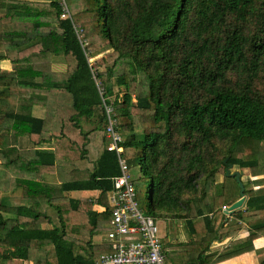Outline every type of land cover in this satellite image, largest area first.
<instances>
[{
    "label": "trees",
    "instance_id": "16d2710c",
    "mask_svg": "<svg viewBox=\"0 0 264 264\" xmlns=\"http://www.w3.org/2000/svg\"><path fill=\"white\" fill-rule=\"evenodd\" d=\"M41 1L0 0V193L19 188L21 194L16 203L0 195V264L29 261L32 243L49 244L55 257L36 264H96L112 250L110 242L93 236L111 217L107 193L120 174L117 155L104 146L97 157L89 156L80 146L91 131L81 120L101 108L93 73L106 103L114 105L118 131L127 134L121 155L129 168L138 167L132 180L136 200L141 182L149 180L140 209L154 220H185L189 244L169 253L162 240L166 264H213L249 249L257 231H264V184L242 174L244 207L228 221L216 213L240 196L235 178L225 176L227 164L237 171L256 167L264 143V0H86L81 11L63 18L62 0ZM75 19L87 45L93 37L104 45L93 52L86 47L89 56L110 50L114 62L125 65L116 83L112 68L97 72L96 59L88 62L73 30ZM8 48L21 52L11 60L4 54ZM52 53L65 55L69 72L52 68ZM13 84L21 86L15 92L26 91L12 96ZM114 84L124 88L120 99L112 98ZM32 92L46 100L52 92L63 100L68 96L72 105H26ZM33 104L47 107L45 117L32 114ZM133 108L147 113L139 125ZM25 137L32 148L21 147ZM43 143L54 148H36ZM46 174L56 180L47 181ZM251 182L256 188L247 189ZM44 205L57 210L58 225L42 227L40 219H48ZM71 222L83 228L74 226L81 233L77 242L68 231ZM239 222L254 223L247 238L211 251L227 225Z\"/></svg>",
    "mask_w": 264,
    "mask_h": 264
},
{
    "label": "built area",
    "instance_id": "2783aa9c",
    "mask_svg": "<svg viewBox=\"0 0 264 264\" xmlns=\"http://www.w3.org/2000/svg\"><path fill=\"white\" fill-rule=\"evenodd\" d=\"M60 5L61 18L67 17L69 11L65 1L62 0ZM73 30L84 48L87 42L82 38L80 25L73 24ZM91 60L88 58V62ZM95 74H92L93 80L102 99L104 132L108 140L106 149L116 153L120 170V174L112 178L113 189L107 193L111 216L107 238L112 250L101 254L96 264H166L158 226L138 206L129 166L121 155L123 139L118 131L114 108L106 103L105 88Z\"/></svg>",
    "mask_w": 264,
    "mask_h": 264
},
{
    "label": "rangeland",
    "instance_id": "374dc122",
    "mask_svg": "<svg viewBox=\"0 0 264 264\" xmlns=\"http://www.w3.org/2000/svg\"><path fill=\"white\" fill-rule=\"evenodd\" d=\"M38 1L40 2L39 5H41L43 3V1H41V0H38ZM35 2H37V1H35ZM65 3L67 5L69 13H73V14L75 13V11H81L82 10V5H86L87 4L86 0H79V1L78 0H65ZM2 15H3V10H0L1 25H3L5 27V20H4V18H2ZM46 18H51V15H47ZM75 23L81 25V22L78 21L77 19H75ZM83 39H85L84 32H83ZM90 41H91V44L88 41V45L86 47L88 49H90L91 52H93L94 49H97V50L105 49L103 43L101 42V39L99 40L97 37H93L92 39H90ZM109 51L110 50H104V51L99 53L94 58V59H96L95 63H94V67H95L97 72H100V71L104 72L105 69L112 68L113 77L111 78V81L116 83L115 82L116 76L121 74L126 68H125V65L121 64L120 62L115 63L114 62L115 61V59H114V57H115L114 55L115 54L114 53L109 54ZM4 52H5L4 54H7L10 57V59L13 60L12 58H14L16 56L14 54L20 53L21 51L16 50V49H9L8 48ZM36 55L37 54H35V53L33 55H28V59L30 60L29 62H32ZM50 63H51L52 68L55 71H58V72H61V73H63V72L66 73L67 71L68 72L70 71V70H68L69 62H68V60L66 59V57H65V55L63 53H58V54L52 53L50 55ZM16 67H18V66H16ZM104 77H105V75H104ZM52 80H56V79H52ZM45 83L48 85L51 82H45ZM19 87H21V86H17V85L15 86L14 84L12 85V88H10V90H11L10 92H11L12 96L15 93V96L19 97V94H23V92L26 91V90H22V91H18V93L15 92ZM29 90L30 91H34L31 88H29ZM123 91H124V88H122L121 85L114 84L113 85V93L114 94H113L112 98L114 97L115 94H117V96L120 99L122 94H123ZM109 99H110V101H113V99H111V98H109ZM61 101H63V103L66 106H68V107H70L72 105L71 104L72 103L71 98L68 97V96H66L64 98V100L62 99ZM133 102H136L135 98H133ZM108 104L110 106H112V107L114 106L112 104V102H108ZM131 113H132V115L134 117V122L137 121L138 125L140 124L143 116L147 118V113L146 112L138 110L136 108L131 109ZM99 116H102V110L98 107L95 110V117H94L95 120H91L90 121V123H91L90 125H86L84 121H81L82 126L86 127V129H88V128L93 127L94 125H97ZM102 127H103V130H104V122H103ZM119 132H120V135H121L122 139L124 140V138L127 135L126 132L120 131V129H119ZM92 137L94 139H98V140L100 139V141H102V138H101L99 130L93 131ZM248 153H249V151L247 150L242 155L243 156H247ZM256 159H257L256 167L247 168V169H243V170L240 169L241 171L240 170H238V171H240L244 175V180L248 179V181H251V180L255 179V176H252V175H256V176L260 175L258 178H256V183L264 184V143H262V144H260L258 146L257 151H256ZM232 169H233V167L231 168V171H232ZM129 171H130L131 179H134L136 177V175L139 173L137 166L129 168ZM219 177L221 178L220 175H219ZM250 177H252L251 180H250ZM46 179H47V181H55L56 180L54 175H50ZM232 183L234 184L235 182H232ZM243 183L246 184L245 181ZM250 185H251V187L256 188V186H254V183L251 182ZM148 186H149V180H148V178H146V179H144L141 182V187L139 189V193H138V196H137V203H138L139 208H143L144 203L147 201ZM18 189L14 190V191L1 192L0 195H9L10 197L3 198V199L8 201L9 203H16V202L21 201L20 200L21 194L19 195V190ZM72 195H74V194H72ZM43 207H44V209L46 211L45 212L46 216L48 217V219L49 218L50 219L48 220L47 218H41L40 222L42 224V227H47L49 225H58V213H57V210H55L51 206L47 207V206L44 205ZM218 208H220V206H218ZM223 214H224V211L223 212H221V210L217 211V213H216L217 218L222 217ZM172 219L173 218H171L169 220L163 219V218L155 219V222H156V224L158 226V234L162 237V240H163V236H165V237L169 236L171 238L174 237V235H173L174 228L176 226H178V224H177V221H172ZM174 220H179V219H174ZM72 223L73 222L69 223L68 231L72 230L71 234L74 235V241L77 242V240L75 238L78 237L81 233H77L73 229L76 227L78 231H82L83 228L81 229L78 226V222H74V225ZM107 230H108V224L102 225V228L98 229V233L94 234L93 240L94 241L98 240L99 243L107 244V242H109V240L107 238V232H108ZM202 230H203V228L200 230V232ZM200 234H198V236ZM85 236H86V234H85ZM81 244H82L81 247H85L86 246L85 243H84V240H81ZM213 245H216L215 242L213 243ZM77 251L83 252V250H81V249H78ZM36 260H40L41 262L43 260L44 261L48 260L50 262H54L55 257H54V253H53V248L49 244H45V243H37V244H33L32 243V249H31V252H30V260L29 261H25V262H27V263L32 262V264H36ZM25 262H22V261H20L18 259H15V260H11V261H6L4 264H25Z\"/></svg>",
    "mask_w": 264,
    "mask_h": 264
},
{
    "label": "crops",
    "instance_id": "0c3cea01",
    "mask_svg": "<svg viewBox=\"0 0 264 264\" xmlns=\"http://www.w3.org/2000/svg\"><path fill=\"white\" fill-rule=\"evenodd\" d=\"M46 86H48V85H46ZM25 99H26V105H31L30 101L37 100V101L43 102L49 108H50L51 104L57 105L62 100V98H57V95H55L54 92L50 93V96L47 98V100L45 99V95L42 93H39V92H32V97H30L29 95H26ZM46 106L43 107L42 104H33L30 107V110H31L32 114L35 115L36 117L43 118V117H45V112L47 111ZM94 117H95V112L91 118L87 119V118L82 117L83 119L81 121H84L86 125H90L91 124L90 121L95 120ZM99 121L103 125V122H104L103 121V114H102V116H99L98 123H99ZM82 127L84 130H86V127H84V126H82ZM88 129L91 131H89V134L87 136V139L85 140L84 145H83V141H82L80 143V146H82L84 148V150L87 151L89 156L91 155V156L97 157L100 154L102 148L104 146L106 147L107 143H103V140L107 139V138L105 136L103 127L99 126V124L94 125L93 127L88 128ZM95 130L100 131L102 141H100V139L98 140V139H94L92 137L93 131H95ZM68 134H70L69 135L70 137L76 138L75 135L77 133L70 131ZM20 140H22V144H23L21 146L22 148H26V149L32 148V142L28 137L21 138ZM52 145H53L52 143H43V144H40L39 146H37L36 148L37 149H43V148L50 147L53 149L54 147ZM55 163H58V162L55 161ZM50 175H54V177H55V174H46L44 176L45 179ZM241 175H242V173H241ZM252 176H254V175H252ZM259 176L260 175L255 176V179L258 178ZM251 178L252 177H250V180H251ZM132 183H133V181H132ZM133 185H134V183H133ZM251 188H254V187H248L247 189H251ZM107 198H108V196H107ZM244 205H245V203H244ZM94 208H96L97 211H99V212L100 211L102 212L104 210L103 209L104 207L102 205L96 204ZM109 212H110V205H109ZM226 216L227 215L225 214L226 221L230 220L229 218L231 215H228L227 217ZM225 219H224V221H225ZM172 221H177V224H178V226H176L174 228V232H173L174 237L171 238L169 236L168 237L163 236V246H165V251H167L169 253H170V251H174L179 244H186V245L189 244V241L191 239L190 236L188 235V231H187V228L185 226V222H184L185 220H174V219H172ZM252 224H254V223H252ZM252 224H248L247 222H239L237 225L234 223H232L231 225H227L228 227L225 230V232L221 233V239L215 240L212 242V244L210 246L211 251H221V250L226 249L228 247H233L235 245L242 243V241L245 240L247 238V236L249 235V230L252 227ZM214 242L216 245H213ZM169 264H171V263H169ZM213 264H264V231H257V234L255 235V238H253L249 249L244 250L243 252H241L239 254L230 256L229 258H227L225 260H222V261H219V262L213 263Z\"/></svg>",
    "mask_w": 264,
    "mask_h": 264
},
{
    "label": "water",
    "instance_id": "95a60500",
    "mask_svg": "<svg viewBox=\"0 0 264 264\" xmlns=\"http://www.w3.org/2000/svg\"><path fill=\"white\" fill-rule=\"evenodd\" d=\"M227 159L223 160V163H226ZM232 164L228 163L227 166L225 167V176H232L235 178L238 187H239V198L233 202L231 205L226 206L224 208V213L226 215H231L232 213H234L235 211L241 209L244 206V203L247 199V195L244 193V185L241 181V172L237 171V170H232Z\"/></svg>",
    "mask_w": 264,
    "mask_h": 264
},
{
    "label": "clouds",
    "instance_id": "9594fccd",
    "mask_svg": "<svg viewBox=\"0 0 264 264\" xmlns=\"http://www.w3.org/2000/svg\"><path fill=\"white\" fill-rule=\"evenodd\" d=\"M75 33V32H74ZM76 35V34H75ZM77 37V36H76ZM83 38V37H82ZM78 39V38H77ZM79 41V40H78ZM86 46H87V44H86ZM86 46L83 48L84 49V51H85V53H87V60H88V58H91L92 60H91V62H89V63H92L93 62V60H94V58L95 57H91V56H89L90 55V51H88V50H86ZM82 47V46H81ZM95 76H96V74H95ZM93 77V76H92ZM102 110V109H101ZM104 121V120H103ZM104 131H105V129H104ZM105 133V132H104ZM226 207V206H225ZM223 210H224V208H223Z\"/></svg>",
    "mask_w": 264,
    "mask_h": 264
}]
</instances>
